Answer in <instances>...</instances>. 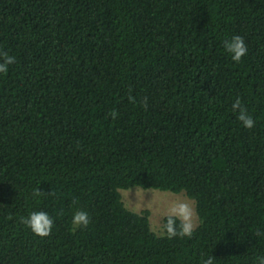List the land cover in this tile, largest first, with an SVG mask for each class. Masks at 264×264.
Returning a JSON list of instances; mask_svg holds the SVG:
<instances>
[{
	"label": "trees",
	"instance_id": "obj_1",
	"mask_svg": "<svg viewBox=\"0 0 264 264\" xmlns=\"http://www.w3.org/2000/svg\"><path fill=\"white\" fill-rule=\"evenodd\" d=\"M2 52L0 264H260L264 0H0ZM129 188L184 193L191 236H157ZM41 211L44 238L21 222Z\"/></svg>",
	"mask_w": 264,
	"mask_h": 264
},
{
	"label": "clouds",
	"instance_id": "obj_2",
	"mask_svg": "<svg viewBox=\"0 0 264 264\" xmlns=\"http://www.w3.org/2000/svg\"><path fill=\"white\" fill-rule=\"evenodd\" d=\"M225 50L231 54V59L234 62H239L243 56L247 54V46L240 36H233L230 40L224 43ZM0 73H7L8 66L15 62V57L7 52L0 53ZM146 106V105H145ZM233 112L238 111L237 119L242 122L246 129H251L255 125V121L249 115L248 111L241 105L239 98L232 104ZM112 117L115 118L117 113L112 112ZM36 195H40L41 191L36 190ZM177 221L178 227H177ZM21 222L28 227L33 234L44 238L50 235L53 228V220L46 212H33L27 218L22 217ZM90 223L89 214L83 210L76 211L72 217V225L75 228L87 227ZM195 227V213L191 203L178 202L171 206L167 218V223L163 225L169 238L180 236H191ZM205 264H212V258L209 257ZM264 264V259L260 261Z\"/></svg>",
	"mask_w": 264,
	"mask_h": 264
},
{
	"label": "rangeland",
	"instance_id": "obj_3",
	"mask_svg": "<svg viewBox=\"0 0 264 264\" xmlns=\"http://www.w3.org/2000/svg\"><path fill=\"white\" fill-rule=\"evenodd\" d=\"M122 202L125 207L133 212L140 213L144 210L149 212V223L151 230L162 236L163 219L168 216L171 206L178 202H189L192 204L195 213V227L199 221L196 214L195 202L184 193L173 194L157 190H142L140 188H129L120 191Z\"/></svg>",
	"mask_w": 264,
	"mask_h": 264
}]
</instances>
